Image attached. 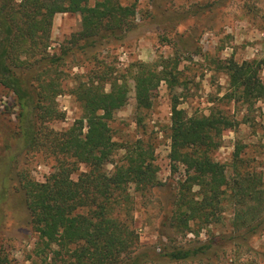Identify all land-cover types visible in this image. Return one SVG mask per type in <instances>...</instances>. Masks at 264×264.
Returning a JSON list of instances; mask_svg holds the SVG:
<instances>
[{"label": "trees", "instance_id": "1", "mask_svg": "<svg viewBox=\"0 0 264 264\" xmlns=\"http://www.w3.org/2000/svg\"><path fill=\"white\" fill-rule=\"evenodd\" d=\"M88 2L0 0V86L14 96L22 148L57 156L56 173L43 183L25 179L22 185V204L41 245L36 249L40 264H47L49 253L58 264H210L216 252L228 247L235 253H250L251 239L264 233L263 179L242 169L238 151L228 175L226 165L213 160L211 154L220 147L223 131L234 127L232 121L212 113L187 117L178 108L177 98L171 105L169 159L173 170L184 167L185 178L164 217L161 236L166 242L150 248L140 245L132 226L131 189L141 194L153 187L149 163L154 151L142 140L130 145L115 143L109 127L119 99L129 91L127 80L102 68L75 76V83L66 90L57 75L59 64L74 50L90 57L92 50L119 42L135 29L133 5L103 0L90 7ZM58 14L81 17L72 46L63 48L60 56L48 53ZM179 43L189 45L188 40ZM178 66L176 58L133 66L131 80L138 108L150 107L161 82L174 86ZM262 68L264 59L241 64L226 61L222 69L228 76L229 97L247 105L264 100ZM63 93L79 104L81 118L64 132L41 134L45 122L64 118L55 103ZM119 151H123L121 160L114 162ZM109 163L113 165L110 172ZM81 165L85 171L72 179ZM228 210V233L212 234L189 247L174 244L173 233L198 236L221 224ZM6 261L0 256V264Z\"/></svg>", "mask_w": 264, "mask_h": 264}, {"label": "rangeland", "instance_id": "2", "mask_svg": "<svg viewBox=\"0 0 264 264\" xmlns=\"http://www.w3.org/2000/svg\"><path fill=\"white\" fill-rule=\"evenodd\" d=\"M102 1L89 0L88 6ZM116 1L122 6H134V31L119 42L110 41L92 50L87 58L80 50H74L59 64L57 75L66 90L75 83V76L99 72L102 68L127 80L129 91L119 99L109 127L117 144L130 145L142 140L153 148L149 163L153 187L141 194L131 189L132 226L142 247H158L160 241L166 242L161 236L164 217L185 178L184 167L173 170L169 159L173 98L178 99V108L187 117L212 113L232 121L234 127L223 131L220 147L211 154L213 160L226 165L229 175L233 155L238 151L242 169L260 174L264 182V100L250 105L232 100L228 76L222 69L228 60L241 64L264 59V0ZM80 29L79 14L56 15L48 53L60 56L63 48L72 46L71 39ZM180 39L188 40L189 45H181ZM170 58L179 62L177 82L172 87L161 82L150 107L138 108L131 80L133 66ZM259 77L264 83L263 68ZM55 103L64 118L45 122L41 134L64 132L82 116L81 107L68 93L59 95ZM15 104L14 96L0 86V256L6 258V264H40L36 249L41 245L22 204V185L25 179L43 183L56 173L57 156L22 148ZM122 154L123 151L115 153L114 162H119ZM106 168L110 172L113 165L109 163ZM84 171L81 165L72 179L76 180ZM230 219L228 210L221 224L201 231L198 236L173 233L174 244L189 247L205 242L212 234L228 233ZM249 245L250 253H235L230 247L220 250L210 264H264V233L251 239ZM49 254L47 264H58Z\"/></svg>", "mask_w": 264, "mask_h": 264}]
</instances>
